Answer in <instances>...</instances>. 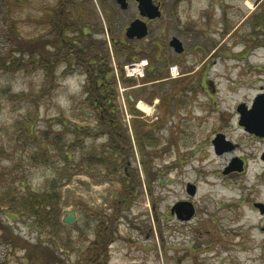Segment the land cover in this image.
<instances>
[{
  "label": "rangeland",
  "instance_id": "obj_1",
  "mask_svg": "<svg viewBox=\"0 0 264 264\" xmlns=\"http://www.w3.org/2000/svg\"><path fill=\"white\" fill-rule=\"evenodd\" d=\"M58 1L30 0L8 9L0 0V194L9 181L19 196L56 182L60 220L75 209L76 222L63 225L76 229L72 236L79 245L95 240L100 214L117 213L119 237L110 247L109 264H264V215L254 208L264 203V138L246 132L238 113L239 105L250 109L264 93V23L254 21L264 17V0H154L161 3L162 17L140 41L126 37L134 20L148 23L136 3L113 23L107 14L115 0H74L93 32L87 44L104 45L110 56L127 151L124 161L112 157L113 143L101 135L76 145L71 162L52 153L46 157L37 141L45 132L60 131L62 119L72 128L100 129L96 113L84 103L89 71L83 64L59 63L49 78L38 64L24 65L28 58L23 60L16 45L17 39L25 47L36 38L54 40L45 10L53 14ZM173 37L184 41L182 58L170 47ZM153 52L159 61L154 68L161 72L156 81L147 80L145 70V56ZM136 63L145 64L143 75L128 76L124 68ZM146 134L154 145L148 146ZM218 134L232 150L216 154ZM94 152L104 155L112 172L86 161L68 181L71 173L63 169L78 170L83 155ZM235 159L244 162V171L224 175ZM126 180L138 195L120 202ZM188 184L196 186L194 196ZM180 202L195 210L188 221L172 214ZM0 225L14 240L0 241V264H33L23 239L31 246L39 241L34 220L3 207ZM105 226L109 231L114 223L106 218ZM62 258L65 264H84L77 250H64Z\"/></svg>",
  "mask_w": 264,
  "mask_h": 264
},
{
  "label": "trees",
  "instance_id": "obj_2",
  "mask_svg": "<svg viewBox=\"0 0 264 264\" xmlns=\"http://www.w3.org/2000/svg\"><path fill=\"white\" fill-rule=\"evenodd\" d=\"M1 3L8 9H12L21 8L30 3V0H1ZM53 8H55L53 14L48 13L47 10H45V14L48 25L47 29L54 35V40L47 41L43 38H36L33 39V41L31 40L29 46L25 47L23 46L22 40L20 41L17 39L16 45L19 43L18 51L20 56H22L25 61L28 58L27 62L23 61L22 63L24 65H32L33 67L35 63L38 64L39 67L45 70L49 78L50 76H54L55 68L59 63H65L68 66H72L73 62L77 65L83 64L86 67V72L89 71L88 82L85 87L87 98L84 103L91 106L96 113L100 129H96L91 125L88 127L76 125L72 128L67 121L62 119V128L60 131L54 133L45 132L44 137L41 138L42 142L39 143V141H37V144L39 148L43 149V155H46V157L52 153V157L55 155L57 157L56 159L71 162L73 161V149L76 145H79L80 142L87 141L88 138L95 139L102 135L107 141L113 143V145L109 146V149L114 151V153L111 152L112 157L117 156L121 161H124L123 159H125L127 151V143L125 142L124 136L127 132L123 124L120 123L121 117L119 116L120 111L115 88V79L108 65L110 63V56L108 55L107 57L105 52H103L104 45L99 44L100 46H98L96 45L97 43L87 44V40L91 39L90 36H92L93 32H91L90 28L88 29L85 23L88 21V19L85 18L87 21L84 19L85 15L83 16V13H86V11L83 12L80 5L78 7L74 0H59ZM89 14H92V12ZM119 14H121V10L116 5L113 7V10L107 14L108 20L114 23ZM254 21L255 23L263 24L264 17L256 18ZM89 25L92 26L91 23ZM85 43L86 47H84ZM52 46L57 48L52 51ZM124 50L125 49H121L120 51L122 52ZM154 54L153 52L152 56H150L151 53L145 56L146 59L150 58L152 60L154 65L153 68L158 65L159 62L155 59L156 57ZM2 64L5 66L4 62H2ZM159 71L160 69L158 68L152 69L148 73L146 79L151 81L158 80L161 73ZM68 133L71 134V138L65 140L64 137ZM149 137L152 141L148 143V146L154 145L152 142L155 138L146 134L145 138ZM105 153L108 155L107 152ZM90 154V156L83 155L85 161L82 160V164L75 165L78 170L72 172L69 171L68 167L63 169L66 174L71 173L68 175V181H70L76 173H80L84 170L83 165H85L86 161H88L90 167L105 165L107 172H112L110 165H108V161H104V155L97 157L98 154L94 156L95 152ZM34 157L33 159H35ZM113 168V172L116 173L118 166H113ZM2 176H6L4 171L3 173L1 171V177ZM9 182L10 187L8 186V191L0 194V208L3 209L4 207L9 209L11 213L32 218L40 234L39 241L32 244V246L28 244L30 242L29 240L23 239V241H25V248L28 249L27 257L32 256L33 258L31 259V263L65 264L62 253H64V250L71 249L73 252L77 250L84 264H109L110 247L119 237L117 213L113 215L106 214L104 216L100 214L98 221L101 224H96L95 240L91 241L87 239L85 244L79 245L78 241L74 240L72 236V233L76 231V229L72 230V228H66L60 220V208L59 204H57L60 200V193L57 192L56 182H52L51 187L43 192H32V190H28V193L21 194L20 196V191L14 186L15 182ZM123 183V195L119 201L121 202L123 200L127 202L136 198L138 194L133 190L134 186H130L128 180ZM116 206V208H118V205ZM106 218L114 223V227L109 231H107V227L105 226ZM95 221L97 222V219ZM87 222L90 227V222L88 220ZM74 228H77V231H80L83 237L85 236L86 233H83V228L79 224ZM0 230V241H9V243L14 242L10 234L8 235L10 238H7V234L5 233L6 229L3 225H0Z\"/></svg>",
  "mask_w": 264,
  "mask_h": 264
},
{
  "label": "water",
  "instance_id": "obj_3",
  "mask_svg": "<svg viewBox=\"0 0 264 264\" xmlns=\"http://www.w3.org/2000/svg\"><path fill=\"white\" fill-rule=\"evenodd\" d=\"M138 4V10L141 17L149 20H156L161 17L160 4L156 5L153 0H134ZM117 4L122 10L129 8L130 0H116ZM149 35V28L146 22L141 19H136L126 29V37L129 40H141ZM170 46L178 54L184 52L181 41L174 37L170 42ZM238 112L241 115L239 124L244 127L246 132L253 134L257 137L264 138V93L258 95L252 105L251 109H248L245 104H241L238 108ZM215 146V152L218 155L223 154L228 150L233 149V145L229 142H225L224 136L219 134L213 141ZM262 159L264 160V154ZM244 171V162L240 160H233L230 165L225 169L224 175H229L233 172L242 173ZM188 193L191 196L196 194V186L189 184L187 188ZM189 205L188 203H177L172 209V214H176L177 218L182 221L190 220L195 210L193 207L183 209L184 206ZM190 206V205H189ZM254 207L259 210L261 215H264V203L256 202ZM64 224H74L76 222L75 209L72 212H68L63 219Z\"/></svg>",
  "mask_w": 264,
  "mask_h": 264
},
{
  "label": "bare ground",
  "instance_id": "obj_4",
  "mask_svg": "<svg viewBox=\"0 0 264 264\" xmlns=\"http://www.w3.org/2000/svg\"><path fill=\"white\" fill-rule=\"evenodd\" d=\"M144 63H136V64H131L128 65L126 68L128 76L131 77H141L143 75L144 71ZM174 73H176V70H174ZM139 107L143 109L144 111L150 112L151 109L147 105L140 103Z\"/></svg>",
  "mask_w": 264,
  "mask_h": 264
},
{
  "label": "flooded vegetation",
  "instance_id": "obj_5",
  "mask_svg": "<svg viewBox=\"0 0 264 264\" xmlns=\"http://www.w3.org/2000/svg\"><path fill=\"white\" fill-rule=\"evenodd\" d=\"M118 6V5H117ZM127 11V10H126ZM126 11H123V12H126ZM155 21V20H154ZM153 21H151V20H148V25H149V29H151L150 28V24L152 23ZM180 41H181V43H182V45H183V48H184V41L183 40H181V39H179ZM132 41H140V40H137V39H135V40H132ZM186 54V51H185V48H184V52L183 53H181V54H178L179 56V58H182V56L183 55H185ZM147 66H146V69L145 70H147L148 71V73L152 70V69H154L153 68V62H152V60L149 58V61L147 62V64H146ZM235 174V173H234ZM231 175H233V174H231Z\"/></svg>",
  "mask_w": 264,
  "mask_h": 264
}]
</instances>
